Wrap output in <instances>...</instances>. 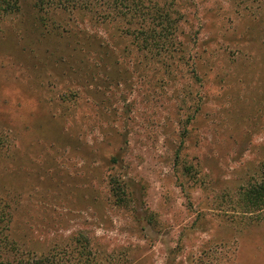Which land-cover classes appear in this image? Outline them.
Returning <instances> with one entry per match:
<instances>
[{
  "label": "rangeland",
  "instance_id": "obj_1",
  "mask_svg": "<svg viewBox=\"0 0 264 264\" xmlns=\"http://www.w3.org/2000/svg\"><path fill=\"white\" fill-rule=\"evenodd\" d=\"M143 1L147 34L31 0L0 14L4 259L84 236L107 264H264L241 196L264 173V4Z\"/></svg>",
  "mask_w": 264,
  "mask_h": 264
},
{
  "label": "trees",
  "instance_id": "obj_2",
  "mask_svg": "<svg viewBox=\"0 0 264 264\" xmlns=\"http://www.w3.org/2000/svg\"><path fill=\"white\" fill-rule=\"evenodd\" d=\"M36 7H51L61 11H84L93 14L101 23L120 21L129 25L126 31L128 35L138 34L134 26L138 23L143 29L150 11L143 0H31ZM264 4V0H259ZM18 0H0V14L10 15L19 11ZM145 34L151 33V28L143 30ZM1 142V140H0ZM241 196L245 213H258L264 210V173L262 180L256 184L248 186L242 190ZM8 207V206H7ZM6 207L0 204V264H107L106 260L100 258L99 254L93 249L91 241L80 236L75 240L78 248L73 252L55 251L46 256L18 255L19 258L10 260L4 259L7 252L13 251L14 246L9 240L8 228L11 223L12 215L6 212ZM11 219V220H10ZM72 255L75 263L72 262ZM21 256V257H20ZM114 264H120L116 262Z\"/></svg>",
  "mask_w": 264,
  "mask_h": 264
}]
</instances>
